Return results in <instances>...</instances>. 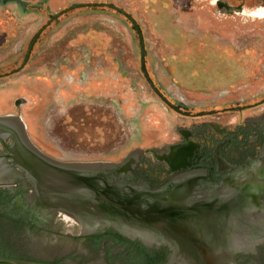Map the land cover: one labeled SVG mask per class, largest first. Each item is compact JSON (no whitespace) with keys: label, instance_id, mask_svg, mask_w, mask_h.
<instances>
[{"label":"rangeland","instance_id":"rangeland-1","mask_svg":"<svg viewBox=\"0 0 264 264\" xmlns=\"http://www.w3.org/2000/svg\"><path fill=\"white\" fill-rule=\"evenodd\" d=\"M220 1L227 10L218 8ZM220 1L47 0L48 8L43 3L26 15L0 10V35L6 30L13 38L0 37L3 75L20 66L26 43L49 20L46 12L96 4L65 12L42 31L23 70L0 77V116L21 117L30 143L61 162L119 164L136 150L170 145L178 132L203 120L232 127L235 114L194 119L170 111L142 74L132 23L98 5L112 3L137 22L147 75L194 116L220 109L222 102L253 104L264 98V3ZM256 249L242 264L264 263V248Z\"/></svg>","mask_w":264,"mask_h":264},{"label":"flooded vegetation","instance_id":"flooded-vegetation-1","mask_svg":"<svg viewBox=\"0 0 264 264\" xmlns=\"http://www.w3.org/2000/svg\"><path fill=\"white\" fill-rule=\"evenodd\" d=\"M260 1L264 3V0ZM43 3L46 8L49 7L47 0H0V10L8 7L14 16L26 15L40 10ZM218 3L219 9L227 10L223 2ZM98 5L119 12L132 23L140 40L142 74L154 95L170 111L182 118L194 119L209 115L235 114L231 117L232 127H225L217 121L203 120L184 131H177L180 137L178 140L174 139L170 145L134 151L129 155L128 167L123 173H104L103 186H117L123 198L129 196L140 199L143 210H146L148 203H155V197L159 198L173 186L174 181L180 179L190 180L205 190L223 186L225 183L231 184L230 187L246 185L248 198L254 202L250 215L247 216L244 212L246 216H240L232 212L226 218L223 215H210V219L202 216L200 218H205V225L190 224L189 231L187 230L189 234L195 233V236L203 234L198 240H193V245L189 247V250L196 253L209 250L205 236L214 237L215 230L223 233V229L229 227L238 240L249 238L247 243L241 245V249L238 246L236 250H239L232 252L229 263L242 264L249 255L255 253L254 249L264 248V98L253 104H242L238 101L223 106L222 102L219 103L220 109L213 108L192 116L186 107L170 101L147 75L142 57L143 37L137 22L112 3ZM92 6L96 4H74L58 12H46L49 20L26 43L20 66L0 77L18 74L23 70L41 40L42 31L65 12ZM255 13L254 11L250 14L254 16ZM5 32L6 30L0 35L3 42H12L13 38L10 39ZM259 108L260 112H255ZM245 111H252V114L240 119V114ZM12 143V138L0 141L1 154L13 166L12 174L0 164V182L3 183L0 184V264H176V248L173 243H147L107 225L94 229L85 228L63 209L54 210L44 204L36 195L38 192L34 190V184L27 173L15 167L8 156L7 149ZM179 190L183 191V188ZM180 203L181 200H178L176 205ZM176 229L177 227L172 228ZM257 235L259 237L254 239ZM177 241L179 243L178 239Z\"/></svg>","mask_w":264,"mask_h":264},{"label":"water","instance_id":"water-1","mask_svg":"<svg viewBox=\"0 0 264 264\" xmlns=\"http://www.w3.org/2000/svg\"><path fill=\"white\" fill-rule=\"evenodd\" d=\"M8 138L13 139L7 149L8 156L15 167L27 173L34 190L39 193L36 195L44 204L54 210L63 209L85 228L107 225L147 243H173L176 248L174 256H178L179 264H192L193 257L198 255L189 247L193 245V240H198L203 234L195 236L191 231L189 234L190 224L205 225V218H200L202 216L209 218L210 215H223L226 218L232 212L248 216L254 208V202L248 198L246 185L230 187L231 184L225 183L205 190L190 180L180 179L174 181L173 186L159 198L155 197V203H148L147 209L143 210L140 199L129 196L123 198L115 185L103 186L104 173H123L128 167L129 156L119 164L53 160L30 143L22 118L9 114L0 116V141L4 142ZM0 164L13 174V166L8 164L1 152ZM178 200L182 202L180 205H176ZM174 227L177 229L172 230Z\"/></svg>","mask_w":264,"mask_h":264},{"label":"bare ground","instance_id":"bare-ground-1","mask_svg":"<svg viewBox=\"0 0 264 264\" xmlns=\"http://www.w3.org/2000/svg\"><path fill=\"white\" fill-rule=\"evenodd\" d=\"M228 232H232L229 227L223 229V233L217 230L213 231L214 237L208 236L207 238L206 235L205 238L208 243L206 247H209V250L198 252V255L193 257L192 264H228L232 252L238 246L242 247L241 245L247 243L249 239L241 238L238 240L237 236H233V232L230 235Z\"/></svg>","mask_w":264,"mask_h":264},{"label":"trees","instance_id":"trees-1","mask_svg":"<svg viewBox=\"0 0 264 264\" xmlns=\"http://www.w3.org/2000/svg\"><path fill=\"white\" fill-rule=\"evenodd\" d=\"M150 261H152V260L150 259Z\"/></svg>","mask_w":264,"mask_h":264}]
</instances>
